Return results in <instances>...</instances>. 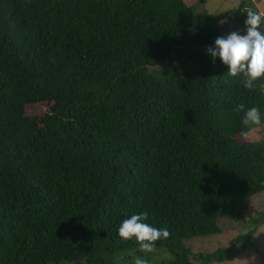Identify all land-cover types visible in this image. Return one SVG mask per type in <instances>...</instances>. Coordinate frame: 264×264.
Returning <instances> with one entry per match:
<instances>
[{"label": "trees", "instance_id": "16d2710c", "mask_svg": "<svg viewBox=\"0 0 264 264\" xmlns=\"http://www.w3.org/2000/svg\"><path fill=\"white\" fill-rule=\"evenodd\" d=\"M190 1L0 0V264H134L162 250L167 264H220L251 248L264 123L245 140L236 108L264 120V91L192 49L215 46L230 18L246 34L244 10H258L200 14ZM145 212L170 233L150 255L119 237ZM222 218L245 232L192 255L184 242L220 234Z\"/></svg>", "mask_w": 264, "mask_h": 264}, {"label": "clouds", "instance_id": "9594fccd", "mask_svg": "<svg viewBox=\"0 0 264 264\" xmlns=\"http://www.w3.org/2000/svg\"><path fill=\"white\" fill-rule=\"evenodd\" d=\"M245 32L241 35L233 31L227 37H218L215 40V48H209L211 56L219 58L224 65L228 66L227 74L230 77H243V86L248 90H254L259 84L264 91V32L260 29L264 26V15L252 8H246ZM236 111L244 112L243 125L245 130L241 136L247 140L256 126L262 125L261 112L258 107L246 109L243 104L237 106ZM148 219L147 212L134 214L125 219L119 227V237L125 242L135 238L141 253H152L156 249V242L167 239L170 235L165 229H158L145 223ZM134 264H148V260L140 256L134 257Z\"/></svg>", "mask_w": 264, "mask_h": 264}, {"label": "rangeland", "instance_id": "374dc122", "mask_svg": "<svg viewBox=\"0 0 264 264\" xmlns=\"http://www.w3.org/2000/svg\"><path fill=\"white\" fill-rule=\"evenodd\" d=\"M242 0H191L188 3H195V13L215 15L220 12L237 9ZM257 10L263 14L264 0H251ZM236 21L233 18L224 21L220 24L222 29H225L223 37H227L235 29ZM264 32V26L260 29ZM241 35L245 33L237 31ZM209 48H215V46H206L192 49L193 52L203 59L213 58L208 52ZM164 73H169L170 69L163 68ZM264 132V129H263ZM252 209L256 211H264V192L254 196L250 200ZM221 233L209 237L194 238L185 241L184 244L190 249L192 255L197 253H211L220 248H228L236 243V238L241 233L245 232L242 227L231 220L222 218L219 223ZM151 253H148L150 255ZM155 256V255H154ZM158 257L149 259L148 264H167L170 260V255L162 250L157 253ZM70 264H84L83 262H74ZM220 264H264V225L259 227L253 237L251 248L245 251H241L236 257H232Z\"/></svg>", "mask_w": 264, "mask_h": 264}]
</instances>
